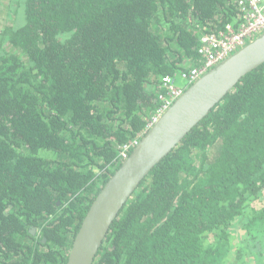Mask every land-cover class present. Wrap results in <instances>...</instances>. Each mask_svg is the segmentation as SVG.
I'll return each mask as SVG.
<instances>
[{"label": "trees", "instance_id": "obj_1", "mask_svg": "<svg viewBox=\"0 0 264 264\" xmlns=\"http://www.w3.org/2000/svg\"><path fill=\"white\" fill-rule=\"evenodd\" d=\"M14 16L0 31V264H66L120 146L149 131L157 84L238 13L234 0H18ZM263 258L264 64L142 182L96 264Z\"/></svg>", "mask_w": 264, "mask_h": 264}, {"label": "water", "instance_id": "obj_2", "mask_svg": "<svg viewBox=\"0 0 264 264\" xmlns=\"http://www.w3.org/2000/svg\"><path fill=\"white\" fill-rule=\"evenodd\" d=\"M263 64L264 35L213 68L176 100L100 190L74 238L66 264H96L112 225L142 182L246 75Z\"/></svg>", "mask_w": 264, "mask_h": 264}, {"label": "built area", "instance_id": "obj_3", "mask_svg": "<svg viewBox=\"0 0 264 264\" xmlns=\"http://www.w3.org/2000/svg\"><path fill=\"white\" fill-rule=\"evenodd\" d=\"M238 16L234 22L221 27L215 23L203 27L197 48L196 65L179 75L185 85L176 86L178 77L164 76L157 84L158 100L161 105L158 112L148 122L150 130L160 117L176 102L184 92L198 80L203 78L213 68L239 50L264 35V0H234ZM134 145H123L119 148V161L122 163L129 157Z\"/></svg>", "mask_w": 264, "mask_h": 264}, {"label": "rangeland", "instance_id": "obj_4", "mask_svg": "<svg viewBox=\"0 0 264 264\" xmlns=\"http://www.w3.org/2000/svg\"><path fill=\"white\" fill-rule=\"evenodd\" d=\"M18 0H0V31L5 27V26H10L14 23V8L16 5V2ZM8 47L7 50H12L14 51L15 49L12 48L11 46L7 45ZM185 85V81L179 77L176 82V86H181ZM221 147V143L217 144L213 149L209 152L210 160L214 159L217 157L219 154ZM262 201L258 202H252L253 206L261 207L262 206ZM247 264H264V258L260 261H248Z\"/></svg>", "mask_w": 264, "mask_h": 264}]
</instances>
